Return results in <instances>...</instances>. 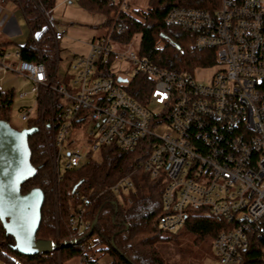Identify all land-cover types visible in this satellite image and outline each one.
I'll return each instance as SVG.
<instances>
[{
  "label": "built area",
  "instance_id": "obj_1",
  "mask_svg": "<svg viewBox=\"0 0 264 264\" xmlns=\"http://www.w3.org/2000/svg\"><path fill=\"white\" fill-rule=\"evenodd\" d=\"M165 22L190 33L198 50L215 51L219 66L207 82L161 68L110 35L89 41L69 63L70 84L55 82L56 67L50 73L42 60L19 59L18 49L16 65L0 61V80L12 69L31 83L36 114H47L44 144L56 181L92 151L132 150L145 140L136 167L163 184L160 228L175 231L189 208H205L231 224L212 239L215 264H238L251 239L264 241V0H220L215 10L174 6ZM54 28L61 39L64 31ZM118 60L129 63L131 77L111 72ZM137 76L147 83L143 101L127 92ZM32 113L19 112L24 128ZM131 174L106 189L127 193ZM84 226L79 219L72 241Z\"/></svg>",
  "mask_w": 264,
  "mask_h": 264
},
{
  "label": "trees",
  "instance_id": "obj_2",
  "mask_svg": "<svg viewBox=\"0 0 264 264\" xmlns=\"http://www.w3.org/2000/svg\"><path fill=\"white\" fill-rule=\"evenodd\" d=\"M11 1L21 8L29 28L25 42L18 48V58L34 62L42 60L52 73L57 62V40L50 12L58 0ZM77 1L82 8L103 16L102 25L106 28L103 36L110 35L119 45H126L139 35V54L161 68L193 73L198 66L216 62L213 49L195 48L192 35L177 25L167 24L165 16L174 6L215 10L220 0H148L144 9H131L129 4L121 7L123 0ZM55 82L59 81L55 79ZM133 84L127 88L128 94L143 101V86L147 83L142 76H137ZM13 94V89L0 90L2 120L8 121ZM45 138L38 127L28 136L29 160L35 172L22 183L21 193L33 187L43 192L35 238L68 244L47 253L22 254L13 247L14 238L6 232L0 219V260L5 264H57V257L62 263L69 257L85 256L86 252L97 248L101 255L110 256L106 264H166L157 246L164 239V230L158 224L162 214L163 184L160 179L151 178L136 167L147 153L146 141L141 140L132 150L101 147L96 150L98 158L88 153L86 162L65 171L55 188ZM130 173L134 187L122 193L119 201L106 188ZM79 219L85 226L76 241H72ZM94 220L92 231L88 233ZM230 226L205 208H189L179 228L192 234L194 242L199 243L212 241L221 230ZM263 250V240L251 239L238 264H264ZM86 264H96V261L89 259Z\"/></svg>",
  "mask_w": 264,
  "mask_h": 264
},
{
  "label": "rangeland",
  "instance_id": "obj_3",
  "mask_svg": "<svg viewBox=\"0 0 264 264\" xmlns=\"http://www.w3.org/2000/svg\"><path fill=\"white\" fill-rule=\"evenodd\" d=\"M148 0H123L124 5L129 4L130 8L144 9L147 6ZM51 18L55 22L56 28L64 31L63 37L58 40V47H56L59 60L56 65V78L58 77L61 82L70 84L73 78V71L69 67V63L76 59L79 55L85 54L88 50V42L92 39H97L103 36L106 28L102 25L103 16L99 13L90 12L82 8L77 0H59L50 12ZM187 41V40H186ZM131 45L135 50L139 48V35H135L131 41ZM12 53V50H10ZM15 61L13 55L3 58L5 61ZM2 61V60H0ZM9 63V62H8ZM215 62L211 65L200 66L193 70L195 79L200 82H207L210 75L218 68ZM15 67V66H14ZM111 72L120 76L131 77V66L127 61L118 60L114 61L111 67ZM2 89L13 88V99L8 111V122L15 129L24 128V121L19 117V112L23 108H31L32 117L29 125H34L40 129L42 134L48 133L45 128V121L47 114L44 113L40 116V110L36 114L35 107V93L30 92V84L22 76L17 74L11 69L7 71L0 80ZM26 92L23 97H19V93ZM156 108V107H155ZM42 117V118H40ZM47 140L45 141V144ZM47 153V148L45 146ZM94 158L99 157L98 151L90 152ZM49 162L51 180L55 188L60 181H56L53 176L51 163L48 153L46 154ZM88 156V154H87ZM87 158L84 160L86 162ZM62 172V171H61ZM119 201L122 196L117 197ZM7 231L11 232L10 227H6ZM164 239L158 242L157 246L163 254L166 264H215V253L212 247V241H204L195 243L192 234L179 228L177 231L169 232L163 231ZM73 239V237H72ZM60 243L59 240L56 241ZM58 253V252H57ZM59 254V253H58ZM57 264H86L87 261L95 259L96 264H106L110 261V256L107 254H100L97 248H93L91 252H86L85 256L74 255L69 257L61 263L60 258L57 257ZM0 264H5L0 260Z\"/></svg>",
  "mask_w": 264,
  "mask_h": 264
},
{
  "label": "water",
  "instance_id": "obj_4",
  "mask_svg": "<svg viewBox=\"0 0 264 264\" xmlns=\"http://www.w3.org/2000/svg\"><path fill=\"white\" fill-rule=\"evenodd\" d=\"M117 80L120 81V77ZM36 128L18 130L8 121L0 119V219L5 229L11 228L13 247L25 255L47 253L68 244L35 238L43 192L40 188L33 187L21 193L22 183L35 172L29 160L28 136ZM94 224L95 220L88 233L92 231ZM6 232L9 233L7 229Z\"/></svg>",
  "mask_w": 264,
  "mask_h": 264
},
{
  "label": "crops",
  "instance_id": "obj_5",
  "mask_svg": "<svg viewBox=\"0 0 264 264\" xmlns=\"http://www.w3.org/2000/svg\"><path fill=\"white\" fill-rule=\"evenodd\" d=\"M28 34L29 28L21 8L11 0L0 1V49L3 48L2 50H0V60L3 61V58H7L12 54L15 61H4L16 65L18 59L14 55V50L18 49L19 46L25 42ZM56 43L58 47V40L56 41ZM10 50H12V53L10 52ZM58 60L59 57L57 55V61ZM57 80L61 82L58 77ZM28 83L31 87V83L29 81Z\"/></svg>",
  "mask_w": 264,
  "mask_h": 264
}]
</instances>
